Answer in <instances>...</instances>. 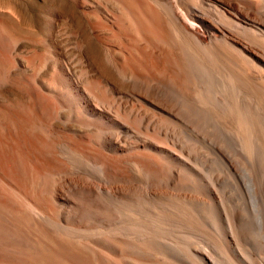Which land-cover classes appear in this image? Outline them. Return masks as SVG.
<instances>
[{"label": "bare ground", "instance_id": "6f19581e", "mask_svg": "<svg viewBox=\"0 0 264 264\" xmlns=\"http://www.w3.org/2000/svg\"><path fill=\"white\" fill-rule=\"evenodd\" d=\"M31 1L28 30L0 10V264H222L187 236L169 125L176 97L244 103L229 69L264 86V0Z\"/></svg>", "mask_w": 264, "mask_h": 264}, {"label": "rangeland", "instance_id": "374dc122", "mask_svg": "<svg viewBox=\"0 0 264 264\" xmlns=\"http://www.w3.org/2000/svg\"><path fill=\"white\" fill-rule=\"evenodd\" d=\"M106 1L103 2L107 4ZM10 4L21 15L14 19L18 29L28 30L39 16V4L31 0H0V10ZM109 6L120 12L118 4ZM93 49L101 55L96 44ZM216 67L214 75L216 70L221 75L219 66ZM226 74L231 80L226 79L225 83L229 84L223 87H228L234 101L241 95L245 99L243 104L230 105L229 110L221 109L216 103L206 109H195L177 97L175 100L181 113L175 118L179 124L174 121L169 125L170 145L180 158L176 170L183 173L182 190L197 202L198 219L202 223L201 228L189 230L187 236L194 246L214 248L222 264H264V224L261 225L264 223V86L237 68L229 69ZM128 170L132 180L145 190L153 186L149 171L154 169L131 163ZM183 205L190 204H178ZM237 256L242 258L238 260Z\"/></svg>", "mask_w": 264, "mask_h": 264}]
</instances>
